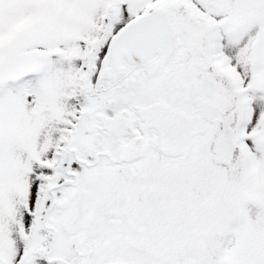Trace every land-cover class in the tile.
Masks as SVG:
<instances>
[{
	"label": "snow or ice",
	"instance_id": "obj_1",
	"mask_svg": "<svg viewBox=\"0 0 264 264\" xmlns=\"http://www.w3.org/2000/svg\"><path fill=\"white\" fill-rule=\"evenodd\" d=\"M0 264H264V0H0Z\"/></svg>",
	"mask_w": 264,
	"mask_h": 264
}]
</instances>
